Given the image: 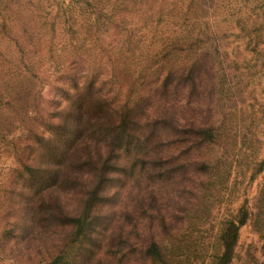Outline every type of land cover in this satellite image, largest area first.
<instances>
[{
    "label": "trees",
    "instance_id": "1",
    "mask_svg": "<svg viewBox=\"0 0 264 264\" xmlns=\"http://www.w3.org/2000/svg\"><path fill=\"white\" fill-rule=\"evenodd\" d=\"M179 1L0 35V218L27 264H264L238 253L242 227L264 240V183L204 227L264 160H244L242 105L219 69L227 1ZM263 21H246L255 51Z\"/></svg>",
    "mask_w": 264,
    "mask_h": 264
},
{
    "label": "rangeland",
    "instance_id": "2",
    "mask_svg": "<svg viewBox=\"0 0 264 264\" xmlns=\"http://www.w3.org/2000/svg\"><path fill=\"white\" fill-rule=\"evenodd\" d=\"M131 1V0H129ZM160 1V0H153ZM176 0H167L173 3ZM185 5L187 0H180ZM227 5L223 9L227 12V16H220L222 37H226L222 42L221 53H224V63H221L219 69L221 74L226 77L223 84L226 89V97L235 96L242 105L243 110L239 117L240 135L245 139L247 145L253 147L251 156L244 160H264V41H261L257 50H253L256 44L252 43L253 36H247V32L254 22H262L264 11L262 10V0H226ZM128 3V0H0V35L9 38L13 35H20L22 29L29 27V30L37 28L39 21L44 19H52L58 14V23L62 22L65 26L69 21V17L76 16L80 23H85L88 17H96L97 11L112 13L116 6L121 9ZM90 4V5H89ZM15 9V13L12 10ZM94 12V13H92ZM27 17L32 23L26 22ZM14 19L20 21L15 22ZM37 22V23H36ZM264 22V21H263ZM246 27L244 29L243 27ZM14 27V28H13ZM169 28L165 29L166 31ZM37 31V30H35ZM38 32V31H37ZM264 31H260L263 34ZM259 41V40H258ZM5 42L1 48H5ZM148 47H152L148 45ZM230 90V91H229ZM235 94V95H232ZM246 120L242 123V119ZM252 141H251V140ZM12 166L10 158L2 155L0 152V187L5 182L9 169ZM256 166V165H255ZM248 171L245 178L238 177V182L234 183L231 196L217 204L213 212V220L208 222L204 227L211 228L223 217H229L230 212L240 206L245 199L253 205L259 190L264 183V170L259 174L252 183L249 184L252 172L254 173L258 166ZM232 187V186H231ZM1 191V190H0ZM167 191V187L162 190V196ZM14 203L19 201L16 197ZM8 208L1 210L0 213L6 214ZM14 211V210H13ZM107 213L101 214L105 217ZM20 216L19 213L16 214ZM100 216V217H101ZM22 217V215H21ZM113 218V217H112ZM9 225L6 223L5 216L0 218V264H27V257L19 253L21 244H16L15 250L9 247L10 233L7 229ZM207 230V229H206ZM96 231H101L100 228ZM15 245V244H14ZM18 247V248H17ZM253 248L255 256L260 262H264V240L253 231L251 225L242 227L239 237L238 253L241 257H245L248 250ZM200 254V253H199ZM198 254V255H199ZM199 258L198 263L202 264ZM238 264V263H237Z\"/></svg>",
    "mask_w": 264,
    "mask_h": 264
}]
</instances>
